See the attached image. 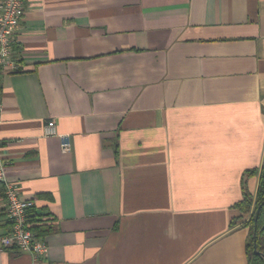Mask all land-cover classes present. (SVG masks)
Instances as JSON below:
<instances>
[{
	"label": "crops",
	"instance_id": "obj_1",
	"mask_svg": "<svg viewBox=\"0 0 264 264\" xmlns=\"http://www.w3.org/2000/svg\"><path fill=\"white\" fill-rule=\"evenodd\" d=\"M15 58L1 151L33 216L54 219L36 231L50 264H248L264 0H25Z\"/></svg>",
	"mask_w": 264,
	"mask_h": 264
},
{
	"label": "built area",
	"instance_id": "obj_2",
	"mask_svg": "<svg viewBox=\"0 0 264 264\" xmlns=\"http://www.w3.org/2000/svg\"><path fill=\"white\" fill-rule=\"evenodd\" d=\"M24 16L25 0H0V93L3 74L19 71L15 46ZM2 113L3 105L0 102V118ZM45 133L47 136L59 137L64 152L70 150L69 136L58 134L54 124H49ZM1 147L0 141L1 212L10 231L6 235L0 234V251L17 249L31 255V264H50L48 245L30 229V214L36 206L35 201L20 199L17 189L7 181Z\"/></svg>",
	"mask_w": 264,
	"mask_h": 264
},
{
	"label": "trees",
	"instance_id": "obj_3",
	"mask_svg": "<svg viewBox=\"0 0 264 264\" xmlns=\"http://www.w3.org/2000/svg\"><path fill=\"white\" fill-rule=\"evenodd\" d=\"M259 176V187L255 198L244 193V199L237 207L244 213H250L247 226L251 228V236L247 246L248 264H264V258L255 253L254 235H256V246L258 252L264 254V160L261 168L258 170H250L247 176ZM262 206L258 220H255V215L258 208ZM33 211L30 214V229L36 235L37 229L50 225L54 221L50 216L44 219H37L33 216Z\"/></svg>",
	"mask_w": 264,
	"mask_h": 264
},
{
	"label": "water",
	"instance_id": "obj_4",
	"mask_svg": "<svg viewBox=\"0 0 264 264\" xmlns=\"http://www.w3.org/2000/svg\"><path fill=\"white\" fill-rule=\"evenodd\" d=\"M262 209V206H260L256 212V215H255V220L257 221L258 218H259V215H260V211ZM254 242H255V253L258 254L259 256L263 257L264 258V254L258 252L257 250V246H256V235H254Z\"/></svg>",
	"mask_w": 264,
	"mask_h": 264
}]
</instances>
